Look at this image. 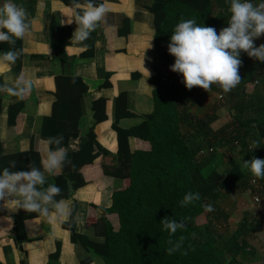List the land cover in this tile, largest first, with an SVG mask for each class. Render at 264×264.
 Listing matches in <instances>:
<instances>
[{
	"label": "trees",
	"instance_id": "obj_1",
	"mask_svg": "<svg viewBox=\"0 0 264 264\" xmlns=\"http://www.w3.org/2000/svg\"><path fill=\"white\" fill-rule=\"evenodd\" d=\"M216 1L217 11L214 8ZM102 2L92 1L94 6ZM35 5L36 0H30V12ZM229 8L230 0H153L149 8L154 15V48L160 64L159 80L153 91L154 111L144 116V122L132 132L114 126L120 152L124 156L120 160L118 174L102 171L101 176L114 179L122 176L124 180L122 188L113 192L112 204L105 212L108 216H115L117 222L114 225L109 218L105 222L97 221L94 228L103 232L105 243L85 244L105 264H252L259 258L251 243L264 229V221L249 211L234 230L229 224L230 211L222 206V202L234 193L245 197L253 195L252 178L244 172L241 164L252 158L264 159V64L260 61L251 63L247 52L238 50L240 82L227 93L215 83L209 89L199 86L187 88L182 74L170 70L175 58L168 52V44L180 19H194L201 26L213 27L219 34L228 26ZM9 44L1 42L0 51ZM10 45L13 51L19 53L11 65L16 78L21 77L22 39H15V43ZM108 48L113 53L110 43ZM58 52L64 57L62 62H66L64 49ZM258 68L262 69L261 73ZM55 82L56 102L52 115L43 119L42 131L58 138L59 143L52 144L57 150L68 146L71 139L80 137L78 129L84 113L83 96L88 87L82 79L66 74L57 76ZM255 82L259 84L249 95L247 85ZM209 91L217 93L219 99L210 114L198 118L192 110ZM124 99L125 96H121L117 102ZM103 104V101L94 103L96 124L107 120ZM23 108L24 103L10 107L9 129H15ZM124 116L117 113V120ZM226 117L232 123L220 127L219 121ZM129 137L136 138V150L132 154ZM93 147L92 137L89 143L73 154L71 163H62V175L54 178L60 192L53 198L68 199L69 181L74 183L76 190L87 185L81 171L94 162ZM204 147L224 151L220 174L219 167L208 158L212 154L203 153ZM239 154L243 156L242 161H239ZM2 155L0 147V171L5 168L9 172L42 169L40 156L33 151L5 160ZM209 167L211 173L205 175L204 170ZM257 185L256 190L264 200V178H258ZM190 191L198 192L200 199L182 206L183 196ZM208 204L212 205L213 211L204 210ZM95 211L96 207L92 205L87 225L92 224ZM203 216L208 219L206 229L210 231L207 234L209 237L204 240L197 236L195 226L198 218ZM166 218L183 224V229L170 236L162 226ZM71 222H75V207ZM22 223L23 219L17 223V229ZM181 237V248L169 255L167 249L171 245L168 241L175 243ZM18 248L21 250L20 245ZM58 256L59 253L55 257ZM21 264H26L23 258Z\"/></svg>",
	"mask_w": 264,
	"mask_h": 264
},
{
	"label": "crops",
	"instance_id": "obj_2",
	"mask_svg": "<svg viewBox=\"0 0 264 264\" xmlns=\"http://www.w3.org/2000/svg\"><path fill=\"white\" fill-rule=\"evenodd\" d=\"M103 2L108 11L99 26L90 32L86 40L76 42L74 33L79 24L74 16L71 18L73 22L68 24L66 21L69 17L66 15L72 11L82 12L87 4L84 0H36L32 12L28 9L30 0H15V3L23 7L25 21L29 25L22 38L21 79L31 81L32 87L23 97L0 91L2 158L5 160L33 151L42 161L49 150L55 151L52 144L57 145L58 138L43 132L42 122L52 115V107L56 102L55 79L66 74L82 79L88 92L83 96L84 113L78 129L80 137L71 139L68 146L62 148L66 153L63 162L71 163L73 154L89 143L92 137L95 160L81 171L87 185L76 190L73 188L74 183L69 181L68 199L53 198L47 204H42L51 214L55 210V203L64 201L70 211L60 221H50L39 214L30 216L37 212L22 208H9L10 201L22 199L16 193L0 200V264H21L22 258L26 264H105L85 244L105 243L103 232L96 230L94 226L97 221L105 222L106 218L116 224V217L108 216L105 212L112 204L113 192L122 188L124 180L122 176L114 179L101 176V173L118 174L120 160L124 156L120 152L114 126L117 125L125 132H132L144 122V116L153 113V91L159 80L157 76L160 64L154 48V15L149 9L153 0ZM260 2L261 0L257 4ZM60 29L70 31L60 32ZM109 43L113 53L109 52ZM260 45H264V35L253 40L254 47ZM59 49H64L66 62H62L64 57L58 52ZM9 50H12L10 44L5 45L0 53ZM249 58L251 63H256V57ZM13 68V65L0 68V88L15 87ZM257 70L261 73L262 69ZM254 92L253 84H248L247 93L252 95ZM121 96H125V99L117 102ZM211 96L212 99L209 98ZM217 99V93L206 94L192 113L203 118ZM97 101L104 102L102 110L107 115V120L99 124L94 119V103ZM20 103H24V108L16 127L9 129L10 107ZM117 113L125 116L117 120ZM128 145L132 154L136 150V138L129 137ZM218 167L221 169V164ZM40 171L45 181L42 185H36V188L41 192H45L49 185H55L54 178L61 176L63 172L62 165L54 174L46 172L43 165ZM92 205L96 207V211L91 219L92 224L87 225ZM74 207L75 222H71ZM234 212L230 219L236 212L235 216L239 218L238 211ZM257 215L259 214L255 211V216ZM244 216L245 213L242 218ZM21 219L23 223L17 229V223ZM255 241L258 239L253 242Z\"/></svg>",
	"mask_w": 264,
	"mask_h": 264
},
{
	"label": "clouds",
	"instance_id": "obj_3",
	"mask_svg": "<svg viewBox=\"0 0 264 264\" xmlns=\"http://www.w3.org/2000/svg\"><path fill=\"white\" fill-rule=\"evenodd\" d=\"M107 11L105 2L94 6L92 0H88L82 12L72 11L66 15L69 17L66 21L68 24L73 22L71 19L73 16L79 24L78 30L74 33V40L76 42L86 40L90 32L99 26ZM229 11L231 15L228 26L219 31V34L213 27L201 26L194 19L181 18L174 26L168 44V52L175 58L170 70L182 74L187 88L199 86L209 89L210 85L215 83L223 92H229L240 82L238 67L241 61L238 58V50H244L249 56L264 61V45L253 46V38L264 33V0L255 6L252 0H230ZM28 29L23 7L15 3V0H2L0 42L14 44L15 39H22ZM20 52L22 53V49ZM18 55L19 53L13 50L0 53V68L15 63ZM31 87V81L17 77L15 87L0 88V91L23 97ZM65 156L63 149L49 150L41 161L44 170L54 174L61 167ZM241 166L247 168L255 177L264 178V159L252 158L244 161ZM44 181V175L36 168L17 172H9L5 168L0 171V200L16 193L22 199L10 201L9 208H22L29 212H37L50 221H60L69 215L70 210L64 201L56 202L55 210L51 214L47 207H42V204L52 201L53 196L60 192L55 185H49L45 192L38 191L36 185H42ZM199 199L198 192L190 191L183 196L180 203L186 206ZM204 210L211 212L213 207L208 204L204 206ZM162 226L170 236L184 227L183 224L167 218L162 221ZM168 242L171 247L167 252L171 255L181 248L183 238L175 243L171 240Z\"/></svg>",
	"mask_w": 264,
	"mask_h": 264
},
{
	"label": "rangeland",
	"instance_id": "obj_4",
	"mask_svg": "<svg viewBox=\"0 0 264 264\" xmlns=\"http://www.w3.org/2000/svg\"><path fill=\"white\" fill-rule=\"evenodd\" d=\"M260 0H253V4L254 6L257 5V2H259ZM214 8L215 10L217 11L218 10V4H217V1L214 2ZM251 61V59H250ZM208 93H215V92H212V91H209L207 92L206 94ZM205 94V95H206ZM204 95V96H205ZM203 96V97H204ZM202 97V98H203ZM201 98V99H202ZM212 99V96L209 97ZM200 99V100H201ZM218 99H219V95H218ZM217 99V100H218ZM199 100V102H200ZM198 102V103H199ZM197 103V104H198ZM216 103V102H215ZM196 104V105H197ZM195 105V106H196ZM214 107V105L212 106V108ZM211 108V110H212ZM210 110V112H211ZM210 112L208 114H210ZM207 114V115H208ZM196 116V115H195ZM198 117V116H197ZM206 117V115L203 116V118ZM199 118V117H198ZM232 123V120L229 118V117H226V118H222L220 121H219V126L220 127H223V126H226L227 124H230ZM219 127V128H220ZM204 146V144H202ZM206 147H204L205 149ZM207 149L204 150V153L206 152L207 153ZM224 151L221 150V149H218L216 150L211 156H208L209 160L213 163V164H216V166L220 165L223 161V155ZM208 155V154H206ZM243 160V156H241V154H239V161H242ZM244 171L246 172V174L248 175L249 178H252V180H255L258 181V178L255 177L252 173H250V171L247 169V168H244ZM221 169H218V173L220 174L221 173ZM204 174L206 175L211 173V170H210V167L207 168V170H204ZM258 184V183H257ZM256 184V185H257ZM258 193V192H257ZM240 193H234L232 196H230L229 198H226L223 202H222V206L226 209H228L230 211V215L232 216L234 212V210L238 211V215H239V218L237 219L235 215H237V212L236 214L234 215V217L232 219L229 220V224H230V227L234 230H236L238 228V225L240 224V222L243 220V214L247 213V212H253V214H255V211L259 214L257 215L258 217H260V219H262L264 221V211H263V203H264V200L261 198L260 194L258 193V198L260 199V203L258 204H253L254 203V197L253 195L250 196V197H245L244 195L240 194ZM242 196L244 197V199H242ZM252 210V211H251ZM255 216V215H253ZM252 218V216H250ZM231 218V217H230ZM208 225V219L207 217L203 216V217H200L198 218V220L196 221L195 223V226L197 228V236L200 238V239H206L207 237H209L207 234L210 233V231H208L206 229V226ZM257 239L258 241H255L252 244V248L256 249L259 253V258L258 259H255L252 264H264V229H261L258 233V236H257Z\"/></svg>",
	"mask_w": 264,
	"mask_h": 264
},
{
	"label": "built area",
	"instance_id": "obj_5",
	"mask_svg": "<svg viewBox=\"0 0 264 264\" xmlns=\"http://www.w3.org/2000/svg\"><path fill=\"white\" fill-rule=\"evenodd\" d=\"M252 2H253V0H252ZM262 35H264V33H262L260 36H262ZM255 38V37H254ZM254 38H253V40H254ZM256 61H260V60H258L257 58H256ZM262 64H264V61H260ZM259 83L258 82H255L254 84H253V86H257ZM208 151H207V153L205 152L204 153V151H203V153L204 154H213L215 151L213 150V149H207ZM258 183V181H256V179L255 180H252V185L254 186V190H253V197H254V203L253 204H258V203H260V199L258 198L259 196H258V193H257V190H256V187L258 186V185H256Z\"/></svg>",
	"mask_w": 264,
	"mask_h": 264
},
{
	"label": "water",
	"instance_id": "obj_6",
	"mask_svg": "<svg viewBox=\"0 0 264 264\" xmlns=\"http://www.w3.org/2000/svg\"><path fill=\"white\" fill-rule=\"evenodd\" d=\"M69 74H71V68H69Z\"/></svg>",
	"mask_w": 264,
	"mask_h": 264
}]
</instances>
